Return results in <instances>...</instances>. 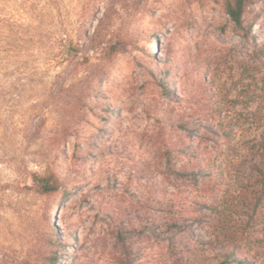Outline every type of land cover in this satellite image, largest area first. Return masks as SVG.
Here are the masks:
<instances>
[{
	"label": "rangeland",
	"instance_id": "rangeland-1",
	"mask_svg": "<svg viewBox=\"0 0 264 264\" xmlns=\"http://www.w3.org/2000/svg\"><path fill=\"white\" fill-rule=\"evenodd\" d=\"M224 2L0 0V264H264V0Z\"/></svg>",
	"mask_w": 264,
	"mask_h": 264
},
{
	"label": "trees",
	"instance_id": "trees-1",
	"mask_svg": "<svg viewBox=\"0 0 264 264\" xmlns=\"http://www.w3.org/2000/svg\"><path fill=\"white\" fill-rule=\"evenodd\" d=\"M247 2L248 0H225V12L236 24H240L242 22ZM116 51L117 47H111V51L108 56L111 57ZM59 188L60 183L57 175L52 171H48L44 174L29 173L25 180L18 185L17 191L30 192L37 196H49L56 193Z\"/></svg>",
	"mask_w": 264,
	"mask_h": 264
}]
</instances>
